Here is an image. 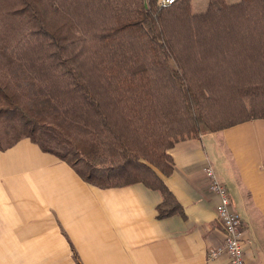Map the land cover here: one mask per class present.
Returning a JSON list of instances; mask_svg holds the SVG:
<instances>
[{
	"label": "trees",
	"instance_id": "1",
	"mask_svg": "<svg viewBox=\"0 0 264 264\" xmlns=\"http://www.w3.org/2000/svg\"><path fill=\"white\" fill-rule=\"evenodd\" d=\"M264 118V0H0V150L28 138L99 188L160 192L174 143Z\"/></svg>",
	"mask_w": 264,
	"mask_h": 264
},
{
	"label": "crops",
	"instance_id": "2",
	"mask_svg": "<svg viewBox=\"0 0 264 264\" xmlns=\"http://www.w3.org/2000/svg\"><path fill=\"white\" fill-rule=\"evenodd\" d=\"M168 153L163 180L182 212L157 217L162 195L142 183L96 187L28 138L0 150V264H227L208 257L224 230L207 164L243 222L245 264H264V118L180 140Z\"/></svg>",
	"mask_w": 264,
	"mask_h": 264
},
{
	"label": "built area",
	"instance_id": "3",
	"mask_svg": "<svg viewBox=\"0 0 264 264\" xmlns=\"http://www.w3.org/2000/svg\"><path fill=\"white\" fill-rule=\"evenodd\" d=\"M175 0H157L161 6L174 3ZM208 180V188L218 197L216 216L223 230V243L208 252L209 258H217L221 255L227 257V264H245L243 250V222L237 212L230 209V198L225 185L218 179L210 164L203 169Z\"/></svg>",
	"mask_w": 264,
	"mask_h": 264
},
{
	"label": "rangeland",
	"instance_id": "4",
	"mask_svg": "<svg viewBox=\"0 0 264 264\" xmlns=\"http://www.w3.org/2000/svg\"><path fill=\"white\" fill-rule=\"evenodd\" d=\"M13 1V0H12ZM227 3L236 2L237 0H225ZM208 0H191L192 12H201L207 8Z\"/></svg>",
	"mask_w": 264,
	"mask_h": 264
}]
</instances>
